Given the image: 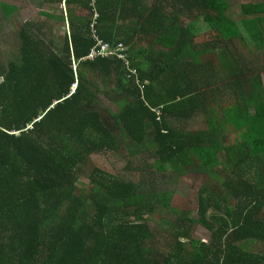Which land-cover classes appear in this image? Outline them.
Returning <instances> with one entry per match:
<instances>
[{"label": "trees", "instance_id": "1", "mask_svg": "<svg viewBox=\"0 0 264 264\" xmlns=\"http://www.w3.org/2000/svg\"><path fill=\"white\" fill-rule=\"evenodd\" d=\"M234 1L41 0L61 42L15 18L1 28L18 49L0 50V264H264V88L230 48H258L264 1ZM21 11L0 1V23ZM96 36L116 52L90 58ZM124 151L132 172L95 168L78 186L91 155ZM170 166L225 189L203 187L197 206L172 193L173 231L154 232Z\"/></svg>", "mask_w": 264, "mask_h": 264}, {"label": "rangeland", "instance_id": "2", "mask_svg": "<svg viewBox=\"0 0 264 264\" xmlns=\"http://www.w3.org/2000/svg\"><path fill=\"white\" fill-rule=\"evenodd\" d=\"M0 1L20 6L22 10V12L11 16L8 21H2L0 23V50L5 46L6 49L2 50V53H4V56L6 54L5 59H8L7 57L15 55L16 50L18 49L17 34H11L9 32L2 33V31H4L1 30L2 27L11 28L13 18L17 19L16 22L20 21V24L27 22L43 26L46 22L52 23V21L47 20L46 17L40 14L41 10H46V8L49 9V7L42 6L41 0ZM45 28L47 30L53 31L52 33H49V36L53 37L57 43L61 42L67 32V29L62 28V26L59 24H54L51 26V29L48 27ZM99 86L103 89L107 88V84L105 82L99 81ZM101 97H103L105 106H112L114 110H117L113 103L107 101V97H104L103 95H101ZM148 161L153 162L151 158H149ZM133 165L134 164L129 165V157L125 151L117 154L110 152L93 154L88 158V160L85 161L83 165L80 166L78 171V186L82 187L85 191H90L92 187L90 175L95 168L103 169L108 171V173L116 175L117 177L119 176L120 178H124L128 173L133 171L131 169ZM139 170L144 173L145 176H147V173H145L143 169L139 168ZM156 174L160 177V173ZM163 175L165 178H160L154 187L155 191H159L156 192L157 196L155 194V200L158 206L156 210L152 212V214H149V216L152 218L151 227L154 232L158 231L155 226L164 229L167 232L173 231V215L166 207L168 201L171 200L170 198L172 197V193H174V197L176 198V200L173 199L171 201L173 205L176 203H185L187 206H197L198 195L200 194V191L203 187L208 186L209 188L211 187L213 189H217L215 191L219 194L223 193L225 189L224 185H222L220 182L216 183L215 185H213V182L211 184V180L208 179L207 175L189 174L187 172L176 170L171 166L168 167L167 173ZM180 199H185V201ZM189 216H191L193 219H197L199 217L198 213H191ZM162 235L163 234L161 233L159 234L160 239L163 238V241L168 240L167 238L162 237ZM192 236L194 238L209 240L212 237V232L209 229H206L204 226L196 225L192 229Z\"/></svg>", "mask_w": 264, "mask_h": 264}, {"label": "crops", "instance_id": "3", "mask_svg": "<svg viewBox=\"0 0 264 264\" xmlns=\"http://www.w3.org/2000/svg\"><path fill=\"white\" fill-rule=\"evenodd\" d=\"M264 0H242L241 3H248V2H251L253 4H256V3H261L263 2ZM237 2H235L234 0H232V6H233V9H234V4H236ZM22 12V11H21ZM235 14H232V16L235 18H243L244 17V21L246 23H256L258 22L257 19H256V16L259 17L260 19H262V24L263 26L261 27V34H259V46L258 48H254L252 50H246L244 48H242V45L236 41L235 44H232L233 46H236V48H234L232 45H230V48L231 49H236L240 56L241 57H244V62H245V65H246V77H255L256 75H259L261 77V81H262V85L263 88H264V13L262 15H246V16H242V15H236V11L234 12ZM220 51V54L223 53L224 50H228V49H225V48H219L218 49ZM186 56H187V52H185ZM185 56V57H186ZM226 59V58H225ZM252 65H254L257 69H259V72L261 74H259L257 71H253L251 72V69H252ZM216 112H220V115L218 116V120L219 122H224V119L223 117L221 116L222 115V109L218 108L216 110ZM251 113L254 112V110H251L250 111ZM203 117H195V122H198L199 120L201 121L202 123V120ZM189 125H186V127L188 129L186 130H189V129H192V128H197L198 126L196 125L195 122L193 121H188ZM219 129H220V132L223 133V131L225 130V127L223 126V124H221V126H219ZM153 163V162H152Z\"/></svg>", "mask_w": 264, "mask_h": 264}, {"label": "built area", "instance_id": "4", "mask_svg": "<svg viewBox=\"0 0 264 264\" xmlns=\"http://www.w3.org/2000/svg\"><path fill=\"white\" fill-rule=\"evenodd\" d=\"M95 38H96V45L94 46V48L92 49V51L89 55L90 58H94L97 55L110 56L116 52V51H113L112 46L109 42L104 41L103 39L99 38L98 36H96ZM119 48L122 51L120 56L124 57V55H125L124 52H125V50H127V47L123 43H120ZM131 73L134 74L135 69H131Z\"/></svg>", "mask_w": 264, "mask_h": 264}]
</instances>
